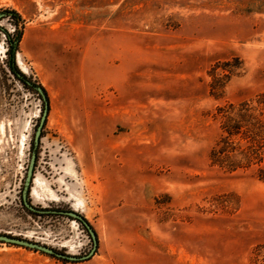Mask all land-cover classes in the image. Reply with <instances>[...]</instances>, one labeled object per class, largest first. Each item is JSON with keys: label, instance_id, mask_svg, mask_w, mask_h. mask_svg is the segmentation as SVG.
Here are the masks:
<instances>
[{"label": "rangeland", "instance_id": "obj_1", "mask_svg": "<svg viewBox=\"0 0 264 264\" xmlns=\"http://www.w3.org/2000/svg\"><path fill=\"white\" fill-rule=\"evenodd\" d=\"M4 9L23 20L15 63L48 101L29 199L81 213L97 245L68 261L0 241V264H264V0ZM0 27L14 33L6 15ZM6 49L0 28V233L86 254L82 223L21 203L43 101Z\"/></svg>", "mask_w": 264, "mask_h": 264}, {"label": "water", "instance_id": "obj_2", "mask_svg": "<svg viewBox=\"0 0 264 264\" xmlns=\"http://www.w3.org/2000/svg\"><path fill=\"white\" fill-rule=\"evenodd\" d=\"M5 15L4 12H0V18L3 17ZM26 83L28 86H30L32 89H34L35 91L38 92V94L41 96L42 101H43V110L41 112V116L39 118V122L38 125L35 129L34 132V137H33V149L30 155V159H29V163L27 166V170H26V175L24 178V183H23V188L21 191V199L23 202V205L31 212L37 213V214H45V213H58V214H63L66 215L76 221H79L80 223H82L84 225V227L87 229L92 241H93V246L91 248V250L83 255H73V254H67L65 252H60L55 250L52 247H48L46 245H43L41 243H38L36 241L33 240H29L26 239L24 237H18V236H14V235H10L8 233H0V241L6 242V243H10V244H16V245H20V246H24V247H28V248H32V249H36V250H40L43 251L45 253L51 254V255H55L57 257L66 259L68 261H82V260H86L88 259L90 256H92L94 254V251L96 249V245H97V237H96V233L93 230V228L91 227V225L88 223V221L86 220V218L79 212H77L76 210L73 209H60V210H52V209H45L42 207H38L32 204V202L29 199V186L32 180V175H33V169H34V163H35V158H36V146L38 145V141H39V137H40V133L42 130V125L45 121V118L47 116V112H48V101H47V97L45 95V92L42 88V86L37 85V84H33L31 81L26 80Z\"/></svg>", "mask_w": 264, "mask_h": 264}, {"label": "trees", "instance_id": "obj_3", "mask_svg": "<svg viewBox=\"0 0 264 264\" xmlns=\"http://www.w3.org/2000/svg\"><path fill=\"white\" fill-rule=\"evenodd\" d=\"M3 12L5 13L6 16L10 17L14 22V33L13 34L5 31V29L0 27L4 31V33L6 34V40H7V49H6L7 58L5 60V63L9 69V71L12 73V75L16 79H18L20 82H22L25 86L31 88L30 86L27 85L26 80L31 81L33 84H37V83L32 81L29 76H26L22 71H20V69L17 67V65L15 63V54H16V51L18 49V43H19V40H20V37L22 34V27H23L22 26V22H23L22 17L17 11H15L13 9H4ZM37 85H39V84H37ZM43 90H44L45 95H46V91L44 88H43ZM39 97L41 98L40 95H39ZM46 97H47V95H46ZM41 100H42V98H41ZM261 127H264V126L261 125ZM32 147H33V141H32ZM261 180L264 181V177ZM21 203L23 205L22 199H21ZM32 213H34V212H32Z\"/></svg>", "mask_w": 264, "mask_h": 264}, {"label": "bare ground", "instance_id": "obj_4", "mask_svg": "<svg viewBox=\"0 0 264 264\" xmlns=\"http://www.w3.org/2000/svg\"><path fill=\"white\" fill-rule=\"evenodd\" d=\"M17 59H18V62L20 63V58H19V56L17 57ZM79 202V201H78ZM80 203L82 204V202L80 201Z\"/></svg>", "mask_w": 264, "mask_h": 264}, {"label": "flooded vegetation", "instance_id": "obj_5", "mask_svg": "<svg viewBox=\"0 0 264 264\" xmlns=\"http://www.w3.org/2000/svg\"><path fill=\"white\" fill-rule=\"evenodd\" d=\"M46 209V208H45ZM53 210V209H52Z\"/></svg>", "mask_w": 264, "mask_h": 264}]
</instances>
